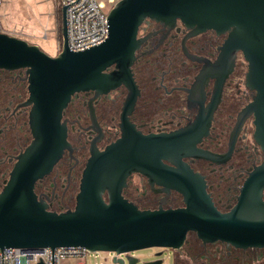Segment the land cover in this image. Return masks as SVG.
Returning <instances> with one entry per match:
<instances>
[{
    "label": "water",
    "instance_id": "1",
    "mask_svg": "<svg viewBox=\"0 0 264 264\" xmlns=\"http://www.w3.org/2000/svg\"><path fill=\"white\" fill-rule=\"evenodd\" d=\"M61 18L62 49L54 57L0 32V70H25L28 98L18 107L29 108L33 138L17 156L0 192V249L51 248L53 264L58 247L127 254L115 257L113 264H163V250L180 252L193 233L204 245L264 250V162L249 174L236 204L220 211L204 176L183 161L216 160L197 147L207 133L199 131V120L168 134L144 135L129 125L103 152L93 146L72 210L51 211L35 193L36 183L51 173L66 149L71 150L63 113L74 95L93 91L100 96L124 85V115L134 109L140 91L132 67L145 41L139 38L140 28L149 20L169 28L180 21L194 34L229 33L217 63L222 66L236 52L242 53L248 64L246 87L255 92L244 116H254V140L264 149V0H118L107 18L108 38L79 52L67 44L65 7ZM223 79L216 87V100ZM133 172L167 192L176 191L184 206L142 210L129 202L122 193ZM150 248L162 249L155 254L158 259L141 263L131 255Z\"/></svg>",
    "mask_w": 264,
    "mask_h": 264
},
{
    "label": "flooded vegetation",
    "instance_id": "2",
    "mask_svg": "<svg viewBox=\"0 0 264 264\" xmlns=\"http://www.w3.org/2000/svg\"><path fill=\"white\" fill-rule=\"evenodd\" d=\"M228 35L214 30L194 34L180 21L172 28L153 20L145 22L139 32L145 41L132 67L140 91L134 109L124 115L128 95L124 85L100 96L93 91L74 95L63 113L71 150L66 149L51 173L36 183L38 199L51 211L74 209L92 147L103 152L122 138L123 128L129 125L144 135L168 134L199 120V131L207 129V133L197 147L216 160L186 157L183 161L204 176L216 207L229 211L249 174L264 162V149L254 140V116H244L255 92L246 87L248 64L242 53L236 52L222 66L217 63ZM0 76L1 84L5 80L0 88V186L4 187L10 167L33 138L29 108L18 107L28 98L25 70H0ZM122 194L142 210L184 206L179 193L167 192L135 172L128 176ZM193 254H209L208 264L264 261V250H241L222 243L204 245L197 238L193 245L186 242L176 256Z\"/></svg>",
    "mask_w": 264,
    "mask_h": 264
},
{
    "label": "rangeland",
    "instance_id": "3",
    "mask_svg": "<svg viewBox=\"0 0 264 264\" xmlns=\"http://www.w3.org/2000/svg\"><path fill=\"white\" fill-rule=\"evenodd\" d=\"M118 2V0H117ZM60 0H2L0 5V25L5 33L24 39L29 44L38 46L49 56H57L61 52L62 43V21ZM244 68L246 66L244 65ZM28 96V94H27ZM13 165L10 167V171ZM9 178V173L7 180ZM3 187L0 186V192ZM195 236L190 235L187 242L195 244ZM162 249L150 248L131 253L132 256L140 259V262L153 261L158 259L155 254ZM160 257L163 264H176V252L163 250ZM213 253V252H212ZM113 253L90 252L87 257H72L61 260L60 264H113ZM187 257L182 255L180 260L183 264H208L207 257L197 256V254ZM256 261L252 264L262 263Z\"/></svg>",
    "mask_w": 264,
    "mask_h": 264
},
{
    "label": "built area",
    "instance_id": "4",
    "mask_svg": "<svg viewBox=\"0 0 264 264\" xmlns=\"http://www.w3.org/2000/svg\"><path fill=\"white\" fill-rule=\"evenodd\" d=\"M1 3L2 0H0V5ZM116 3L117 0H60V6L66 8L69 49L79 52L105 41L108 38L107 18ZM0 32H4L1 25ZM2 250L3 264H40L41 262L53 264V249L51 248L36 251L15 248L0 249V264H2ZM89 253L83 247H58L54 249V264H60L65 258L87 257ZM107 253H113V260L115 257L122 258L127 255ZM257 264H264V262Z\"/></svg>",
    "mask_w": 264,
    "mask_h": 264
},
{
    "label": "trees",
    "instance_id": "5",
    "mask_svg": "<svg viewBox=\"0 0 264 264\" xmlns=\"http://www.w3.org/2000/svg\"><path fill=\"white\" fill-rule=\"evenodd\" d=\"M61 21H62V18H61V16H59V22L61 23ZM61 32H62V31H61ZM0 77L3 78L2 76H0ZM4 81H5V80L3 79L2 84L4 83ZM2 84L0 83V88H1V85H2ZM190 235H194V236H195V234L191 233V234L188 235V237H189ZM195 238H197V237L195 236ZM176 264H183L182 261L180 260V258H179L178 255L176 256Z\"/></svg>",
    "mask_w": 264,
    "mask_h": 264
}]
</instances>
